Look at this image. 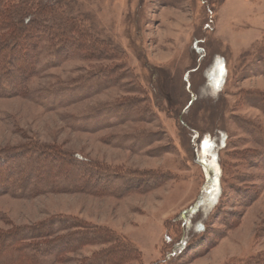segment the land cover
<instances>
[{"label": "rangeland", "instance_id": "obj_1", "mask_svg": "<svg viewBox=\"0 0 264 264\" xmlns=\"http://www.w3.org/2000/svg\"><path fill=\"white\" fill-rule=\"evenodd\" d=\"M56 1L103 48L60 54L40 43L26 95L0 96V151L25 154L13 159L24 170L39 150L51 161L62 152L113 179L33 197L11 188L0 195V230L77 218L136 250L138 261L122 264H233L263 253L264 0ZM51 165L31 175L54 184ZM214 200L191 241L200 251L169 258L180 216Z\"/></svg>", "mask_w": 264, "mask_h": 264}, {"label": "trees", "instance_id": "obj_2", "mask_svg": "<svg viewBox=\"0 0 264 264\" xmlns=\"http://www.w3.org/2000/svg\"><path fill=\"white\" fill-rule=\"evenodd\" d=\"M0 37V86H4L0 96L13 93L26 95L27 84L37 71L31 55L36 53L39 57L37 51L40 43L55 42L56 53L60 54L62 51L67 52L69 47H73L72 50L88 47L101 53V46L104 45L90 35V30L83 24L82 19L70 14L63 3L56 0H0ZM64 56L66 55H62L60 59H65ZM20 155L23 158L25 154ZM20 155L0 151V172L7 171L5 174L8 176H1L0 195L9 194L10 189L17 186H21L19 188L23 197H33L35 191L42 189L44 192L45 188V192H58L64 188L82 191L90 182L92 184L93 176L107 183L113 179L110 175H99L98 170L91 169L89 165L80 162V159L60 152L54 153L52 158L58 165L54 177L56 183L47 184L46 180L51 174H45L43 179H38L35 174L42 167L53 166V162L45 155L40 156L39 150L28 161L32 166H27L24 170L17 167L19 162L13 160L20 158ZM24 160L26 163L27 159ZM75 165L84 169L80 177L74 172ZM80 169L78 168L79 172ZM33 171L34 176L31 175ZM71 182H76V186L69 185ZM53 186L56 190H53ZM216 203L215 200L212 204L207 202L198 209L194 206L189 213L180 216L183 223L182 237L179 241L168 240V246H171L167 255L169 258L175 259L188 250L189 254L200 251L201 246L193 245L191 241L194 235L205 230L204 215L210 209L212 211ZM108 244L110 247L84 258L79 264H122L138 261L136 250L114 232L92 226L77 218L55 217L48 219L42 226L0 230V264H60L69 261L66 255L77 253L85 247ZM233 264H264V252Z\"/></svg>", "mask_w": 264, "mask_h": 264}]
</instances>
